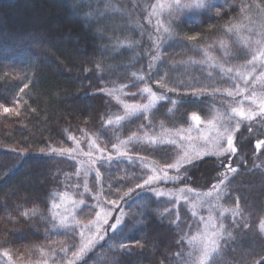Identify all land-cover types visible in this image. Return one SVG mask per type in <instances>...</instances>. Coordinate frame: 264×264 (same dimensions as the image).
Instances as JSON below:
<instances>
[{
    "label": "trees",
    "instance_id": "1",
    "mask_svg": "<svg viewBox=\"0 0 264 264\" xmlns=\"http://www.w3.org/2000/svg\"><path fill=\"white\" fill-rule=\"evenodd\" d=\"M149 2L0 0V103L12 107L14 98L23 97V101L16 105L19 115L6 114L0 109V253L8 251L11 261L16 264H32L47 254L58 256L64 232L59 233L42 217H50L53 193L61 183L63 170L69 165L67 159L51 149L73 148L75 143L68 139L70 134L80 136L93 132L90 135L96 136L98 113L102 117L100 120L110 114H107V109L102 110L101 89L118 85L132 87L136 79L132 73L146 75L150 57L156 54L153 43L156 31L146 18ZM224 2L220 7L226 8V12L218 16L213 17L215 13L212 12L217 11L213 9L207 14L175 21L174 34L186 39L188 35L199 33L198 41L184 43L200 44L196 42L220 32L222 23L228 15L238 13L242 2L248 5L254 2L259 8L264 7V0ZM100 12L104 15H99ZM178 48L182 49L170 44L165 50L179 55L177 58L183 63L187 54L175 52ZM165 54H162L164 63L156 62L153 80L148 81L157 91L161 90L153 81L165 72L170 83L175 78L184 81V85L178 87L186 86L190 78L196 77L197 70L192 67L189 71L186 63L172 61L167 66ZM97 63L103 66L102 71L95 69ZM85 69L91 71L85 72ZM24 84H28V88L21 93ZM166 95L173 100L179 96L181 102L173 108L167 99L159 101L149 113L142 114L149 116L150 128L138 127L148 123L141 115L125 120L121 129L128 133L134 127L142 136L151 130L185 128L190 113L197 112L203 118L206 114L213 115L217 106L220 108L211 94L199 98L181 92H167ZM193 100L196 102H191ZM259 119L249 122L253 127L251 133L245 125L236 133L238 150L232 157V166L238 170L229 174L226 193L221 201L228 209L234 208L239 201L240 215L236 220L240 227L233 226L230 212L224 215L223 223L234 239L228 243L221 242L215 264H257L264 258V234L258 229L259 221L264 219V148L259 151L255 148L256 141L264 139V127L258 123ZM106 135L107 143L110 139ZM132 152L147 162L164 166L171 163L175 149L170 144L158 143L139 149L135 147ZM220 159L211 154L204 156L195 161L194 166H185L188 171L183 179L162 180L153 187H165L171 192L182 188L208 191L217 182L219 174L225 171ZM135 165L122 161H114L111 167L97 164L94 171L99 167L102 174L104 195L101 198L117 199L122 194L116 191L117 187L127 191L129 186L134 187L141 182L135 178L140 176ZM146 175L142 174V177ZM175 175V171L169 169V176ZM121 176L131 179L119 180ZM90 181L92 186L95 184L96 194L99 185L95 172ZM122 202L125 208L131 209L126 211L125 223L142 219L135 213L144 214L143 223L137 228L130 223L125 228L127 230L117 234L115 239L112 238L113 233H109L87 252L79 264L86 261L88 264H176L178 258L174 254L181 251L177 244L181 230L189 231L186 225L195 226L199 220L187 222L191 214L183 206H173L172 202L156 197L147 188L137 189L131 198ZM158 208L161 211H157ZM166 208L171 210L170 214L164 212ZM26 209H36L37 215L25 219L20 213ZM177 211L181 219L179 227L171 223ZM244 224L249 227L243 228ZM200 230H203L202 224ZM135 241H140L143 248L135 247ZM121 242L132 246L130 254L119 249ZM189 251L191 249L185 243L183 252L186 259ZM0 258L9 260L2 255ZM58 261L57 258L52 260L53 263Z\"/></svg>",
    "mask_w": 264,
    "mask_h": 264
},
{
    "label": "snow or ice",
    "instance_id": "2",
    "mask_svg": "<svg viewBox=\"0 0 264 264\" xmlns=\"http://www.w3.org/2000/svg\"><path fill=\"white\" fill-rule=\"evenodd\" d=\"M217 6L212 2V0H156L155 4L149 5L150 11H148V17H146L151 23L152 17H158L163 14H167L168 20L162 21L157 19L155 25V31L160 32L161 29L164 33H167L171 38L174 35L173 23L174 21L181 16H195L203 15L211 12ZM259 7V6H257ZM252 6L247 4H241L240 12L241 15L246 19L251 20V17L247 16V13L251 11ZM264 11V9H261ZM217 15H220V11L217 8ZM99 15H104V12H100ZM187 22V21H186ZM245 27L242 23H233L229 21L225 27V35L232 34L235 32L237 35L240 30ZM251 32V29H248ZM260 36V39L254 41L250 40L248 37H239L241 43L245 45L248 49L246 55H250V59L245 61L244 65L240 67L233 68L231 66L225 67L223 64L214 65L219 67L221 73V79L227 78L232 81V86L229 88L217 87L216 77L213 76L212 72H208L207 75L203 78H195L189 84L184 87H178L184 85V81H176L170 83V77L167 72L164 75H160L158 79H155L153 82L158 86L161 91H154L153 87L148 83V81L153 80L154 73L156 72V62H161V65L164 63L162 55L159 51L161 47L158 38L154 40V47L156 48V54L151 55L149 64L147 66V73L137 76V73H132V76L136 78L133 82V87H137V92H130L128 95L132 97L139 96L146 102H136V103H125L121 101L122 107L124 109L123 115H116L115 118H108L105 123L107 125L120 124L122 121L130 120L134 116H140L141 114H147L152 109H154L159 101L168 100L169 103L173 105V108L181 102L180 97L173 100L169 98L167 92H181L183 95H190L194 98H199L203 95H217L219 94L223 97L232 98V102L227 103L225 110L223 112L217 110L215 115H205L203 118L197 112H192L188 117V127H181L176 129L173 135L177 138L174 139H163L157 138L155 135H149L146 131L143 137V143L148 144L149 146H155L158 143H166L170 145L177 146L181 151L177 152L176 157L173 159L172 163H166L163 167L151 166L145 164L146 168H149L151 174L146 176L135 177L141 182L136 183L133 186H129L127 191H122L121 187H117L116 191L118 193L122 192L117 199H108L107 197L101 201V196L104 195L103 183H102V174L99 170V167L95 169L96 182L99 185V190L96 195L92 198L96 201L95 205L91 206V209L95 211V216L89 218L87 223H82L77 219L74 214H65L64 212L58 211L62 207V204L71 203L72 207L75 209L81 205L89 207L86 204L84 199L73 200L69 196L68 192H63L59 194V203L54 197L51 202V208L49 209L50 217H42L46 223H52L54 228L63 229L64 234L68 235L69 233H76L77 227H79V237L80 244L76 251L71 252V256H68L69 249L67 247H62L60 251L64 253L66 264H77L83 255L94 247L100 240L105 238V235L108 231L113 233V239L116 238L117 234L124 233L125 228L128 225L125 223V219L128 216V213L124 211L123 208H120L119 201H125L126 198H131L132 194L136 192L137 189H145L148 191L154 192L156 197L170 196L171 193H166L164 191H159L153 187L154 184L158 183L161 180H176L183 179L184 174L187 173L188 169L186 165H193L197 160L203 159L204 156L209 154L215 155L220 159L221 166L225 169L224 172L219 174L218 180L216 183L212 184L210 190L205 193H197V199L203 197L204 199L214 198L219 201L222 198V195L226 193L227 182L229 181V174L236 173L237 168L232 166V157L237 153L236 133L239 132L242 125H245L248 131L251 133L253 127L251 125L252 121H255L259 117L258 123L261 127H264V95L257 98V92L255 88H252L249 92V88L256 83L264 85V25L261 26V31L257 33ZM199 33L188 35L186 37L187 41H198ZM151 38V36H150ZM221 48H225V42L223 40L218 41ZM255 44L256 47H252V44ZM131 46V45H129ZM227 54V53H226ZM211 59V58H209ZM213 65H209L212 67ZM95 69L99 72L103 70V66L99 63L94 65ZM260 68L261 71L257 73V69ZM247 69V70H242ZM85 72L91 71V69H85ZM142 71V70H138ZM237 81H242L241 83ZM143 82V87H138V84ZM127 85H122L120 89L105 90L101 89L102 92H105L108 96H113L116 91H122L123 88ZM28 88V84H24L23 88L20 89V92L23 93L24 89ZM209 89L211 91L209 92ZM245 93H249L245 95ZM236 97H242V99L237 100ZM250 101L251 104L256 105L255 109L244 106V101ZM23 101V97L14 98L12 100V107L5 106L4 103H0V109L4 113H19L16 110V105ZM193 103L196 100L191 101ZM26 103V101H25ZM34 111V109H33ZM173 111V109H169ZM142 119L147 121V124H141L138 127L140 129L150 128L151 120L148 115H142ZM163 127V125H161ZM168 134V130H164ZM193 131L196 132V135L193 136ZM264 134V133H262ZM69 140H72L75 143V148H61V149H51L53 153H56L59 156L67 157L68 159H75L74 153H80L79 141L76 140L74 136H69ZM201 141L200 144H197L196 141ZM140 142L141 138L137 136L136 133H133L128 140L119 141V145L114 144L113 148L116 151V156L112 154H105L104 149H101L96 141H91L89 143L90 151L85 153L90 158L91 165L95 166L99 164L101 167L108 166L111 167L114 161H119L121 158H128V153L121 150L122 146L127 145L130 142ZM209 145H211V150H209ZM95 149L99 155L96 158H92L91 149ZM257 151L264 148V139H258L255 144ZM143 159V158H141ZM227 160V163H225ZM172 169L175 171V176H169L168 170ZM91 169H89L90 171ZM183 170V171H182ZM79 175V170L75 173ZM87 175V172L85 173ZM131 179V177L121 176L118 179ZM73 187L79 188L80 185H73ZM84 192L90 193L92 190L88 187L87 182L83 185ZM111 188V185H109ZM184 194L183 198L185 201H188L189 197L187 193H192L194 190L191 188H182L179 190ZM83 196V193H81ZM110 206V207H108ZM221 208L219 217H213L210 214L207 218L203 215H199L196 210V205L193 204L191 208L192 217H198L199 224L192 225L188 224L186 227L189 231L185 232L181 230L177 244L180 246L181 251L176 252L174 255L178 258L176 264H215V257L219 255L220 249L222 247L221 242L228 243L234 239L232 232L225 226L223 223L224 214L230 212L232 214V224L234 227H240L237 223L236 217L240 215L239 201L232 209ZM98 209V210H95ZM119 209V214L116 216L112 215L113 210ZM170 209H165L164 212L170 214ZM25 219H31L37 215L36 209H26L20 213ZM134 215H140L142 219L137 220V224L143 223L144 214L135 213ZM109 220H112L109 223ZM218 221V222H217ZM58 222V223H57ZM181 222L179 212L177 211L176 217L172 224L179 227ZM203 225V230H200V225ZM101 225H107V228L104 229ZM135 225H133L134 227ZM195 227V231L193 228ZM248 224H244L243 228H248ZM258 229L261 234H264V219H261L258 223ZM187 244L191 251L187 254V259L185 258L183 247L184 244ZM135 247L143 248V244L140 241H135ZM119 249L130 254L131 245L119 243ZM43 253V249H41ZM195 253V255H194ZM0 255L9 257L8 264H12L11 256L8 251H3ZM257 264H264V258L261 261H257Z\"/></svg>",
    "mask_w": 264,
    "mask_h": 264
},
{
    "label": "rangeland",
    "instance_id": "3",
    "mask_svg": "<svg viewBox=\"0 0 264 264\" xmlns=\"http://www.w3.org/2000/svg\"><path fill=\"white\" fill-rule=\"evenodd\" d=\"M216 1L217 0H212V2L214 4H216V6L218 5V7L223 6L222 3H225L224 0H218V3H215ZM155 3H156V0H150L149 5L155 4ZM242 3H245V2H242ZM241 4L238 6V10H237L238 13L237 14H235L234 16L228 15L227 19H225V21L222 23V26H221L222 30L220 32H218L214 36L212 35L209 38H206V39L200 40L199 42H196V43H200V44H194V43L185 44L184 42H188L187 39L180 37L178 33H176V35L174 34L170 38L169 35L167 33H164L162 29L160 32H156V35L154 37L156 40L158 38V41L161 45V47L159 48L161 55L165 54V52H166L165 56L167 57L166 58L167 66H170L172 61H173V63L176 62L178 64L186 63V67L189 69V71L192 70V67H193V69L197 70V74H195V76H196L195 78L202 79L210 71V72H212L213 76L216 77L217 87H220L221 89L231 87L233 82L228 80L227 78H224L222 80L219 67H215L214 65L223 64L225 67L231 66L233 68L240 67L241 65H244L245 61L247 59H250L251 57H250V55H246L248 49L245 47V45H243L241 43L238 36L239 37H248L252 41H254L256 39H260L261 37L258 36L257 33H259L261 31V26L264 25V11H261V9H264V7L260 6V8L259 7L255 8L258 5H256V3H254V2L249 4L252 6L251 11L247 13V16L251 17V20H249V19H246L244 16L241 15V12H240ZM245 4L248 5L247 2ZM149 5H148V11H150ZM217 8H214V9L217 10ZM220 9H221V7H220ZM225 9L226 8L221 9L220 14L225 13L226 12ZM212 13H215V14H213V17L218 16L216 14V11L215 12L213 11ZM189 18H190V16H181V17L177 18L175 21L181 20V19H183V20L189 19ZM157 19H160V20L166 22L168 20V16L165 13V14L160 15L158 17H152L151 23L154 25V28H155ZM229 21H232L233 23H242L243 25H245V27H243L240 30L238 35L235 32H233L232 34L225 35V27ZM249 28L251 29V32H249V30H248ZM173 31H174V29H173ZM220 40H223L225 42V45H226L225 48L220 47V45L218 43V41H220ZM170 44L178 45V46L182 47V49L178 48L180 51L178 49H176L178 51L175 50V52H180L181 53L180 55H182V53L187 54V55L184 54L186 56V58L184 59L183 63H181L179 61V59L177 58L179 55H176V56L172 55L173 51L165 50V48ZM185 45H187V47H184ZM252 47H256V45L253 43ZM209 58H211V59H209ZM209 65H213V66L209 67ZM242 70H247V69H242ZM259 71H261L260 68L257 69V73ZM195 78H190L188 83L191 82L192 80H194ZM176 81H181V80H179L177 78L171 79V82H176ZM237 82L241 83V85L243 86L242 81H237ZM121 86L122 85H118V86H114V87H107V88H105V90H112L114 88L120 89ZM143 86H144L143 82H140L138 84V87H143ZM151 86L153 87V85H151ZM252 88H255V91L257 92V98L264 95V85H262L260 83H256L255 85L250 86L249 92H251ZM153 90L157 91L154 87H153ZM210 91H211V89H209V92ZM130 92H137V87H133V86L129 87L127 85V87L123 88L122 91H116L113 96H108L105 94V92H103V95H101V97H102L101 102L103 103L102 110L107 109L108 110L107 114L109 112H110V114L107 115V118L105 116L102 120H100L101 114L98 113L97 121L99 122V124H98V128H96V132L94 133L96 136L90 135L93 132H91V133L87 132L84 134H80V136H74L76 138V140L79 141L80 149L82 150V152H80V153H74L73 154L75 156V159H68L67 157H63V158L68 160L69 166L67 165L68 169L63 170L62 177H61V183L56 186L58 188L56 189V192L53 193L52 197L54 198L56 196L57 202L59 203L60 202L59 198H58L59 194L63 193V192H68L69 196L73 200H79L81 198L84 199L86 201V204L89 207H85V206L81 205V206L74 209L72 207L71 203H67V204H62V207L60 209H58V211L64 212L65 214L71 213V214L76 215L77 219L80 220L82 223H87L89 218H93L95 216V211L91 209V206L95 205V203H96V201L93 200V198H92L94 195H96L94 192L95 184H94V186H92L90 178L92 177V175H94V172H95L94 167H96L97 164L95 166L91 165L90 158L88 155H85V153H88L90 151L89 143L94 140V141H96V143L98 144V146L101 149H104V153L106 155L110 153L115 157L116 151L113 148V145L114 144L119 145V141L128 140V138L131 137L133 135V133H136V130L134 129V127L130 128L128 133L125 132L123 128L121 129V125L125 121H122L120 124L114 123L112 125H107L105 123V121L110 117L114 119L116 115H123L124 114V109L122 107L121 101H123L125 103H136V102L143 103V102H146L145 100H143L139 96V94L136 97H132V96L128 95V93H130ZM247 94H249V93H245V95H247ZM211 96L213 97V99L215 101H217V103L220 104L219 105L220 108H218V106H217L213 115H215L217 110L223 112L225 110L226 104L232 102V98H230V97H223L222 98L219 94H217L215 96L214 95H211ZM236 99L240 100V99H242V97H236ZM244 106L246 108L251 107L253 109H255L257 107L256 105L251 104L250 101H247V100L244 101ZM140 116H134V117H140ZM187 127H185V128H187ZM165 129L168 130V134L165 133V131H164ZM175 130L176 129L163 128V129H158L157 131L151 130V131H147V132L150 136L155 135L158 139L159 138L174 139V138H177L173 135ZM106 133L109 135V139H110V141H108L107 143H106V139H107ZM70 135L72 136L74 134H70ZM70 135H68V137ZM195 135H196V132L193 131V136H195ZM137 136H139V135L137 134ZM139 137L141 139H143L144 135L139 136ZM70 141L72 143H74L72 140H70ZM196 143L200 144L201 141L197 140ZM65 144L67 145V143H65ZM142 144H143L142 141H140V142L133 141V142L128 143L125 146H122L121 150L127 152L128 157H130L131 159L121 158L119 160L122 162H130L131 165L136 164L135 168L137 169L138 173L140 174V177H142V174H149L150 173L149 168H146L145 164L149 165V167L155 166V165L157 167H163V166H160L157 164L154 165L151 162H147V161L141 159L139 156H137L134 152H132L135 149V147L139 149L145 145H148L145 143L143 145ZM72 146H73V148H75L76 145H72ZM172 146L175 149V154L173 155V159H174L177 155V152L181 151V149L177 146H174V145H172ZM208 147H209V150H211V145H209ZM63 148H69V146H66ZM91 154H92V158H96L99 155V153L94 148L91 149ZM173 159L171 160V163L173 162ZM62 161H63V159H62ZM89 169H91V170L89 171ZM77 170H79L78 176L75 175ZM86 172H87V175H85ZM168 173H169V170H168ZM85 182H87L88 187L92 190L90 193L84 192L83 185ZM77 184L80 185L79 188L73 187V185H77ZM156 189L159 191H164L166 193H171L170 196L166 195V196H163L162 198L167 200L168 203L172 202L173 206L174 205L177 207L179 205L183 206L190 214H191L192 205L195 204L198 214L203 215L206 220L210 214V211H211V215L213 217H219V214L221 211V208L219 206H222L223 208H227V206L224 205L223 202L221 201L222 199H220L219 201L215 200L214 198L204 199L203 197L197 199V196H196L197 193H205L207 191H193L192 193H187L189 199H188V201H185L183 198L184 194H182L180 191L175 190L174 192H171L170 189L165 188V187H156ZM81 193H83V196H80ZM103 200L104 199L101 198V201H103ZM119 205H120V208H123L125 212L126 211L128 212L131 210V209L125 208V203H123L122 201H119ZM108 207H110V206H108ZM95 210H98V209H95ZM156 210L161 211V210H159V208ZM118 214H119V209L113 210V212H112L113 216H116ZM228 214H229V212H226L224 215H228ZM196 219L199 220L198 217L194 218V217H192V215H190V216L188 215V219H186V220H187V222L191 223L193 221L195 222ZM136 221L127 222V225H130V223H133V224H135V228H137L138 224L136 223ZM111 222H112V220H109V223H111ZM101 227L106 229L107 225H101ZM57 229H58L57 231L59 233L64 232L63 229H59V228H57ZM126 230H124V231H126ZM78 233H79V227H77L76 233H74V234L69 233L68 235H65V234L63 235L64 239H63V242L60 243V245H61L60 249L62 247H67L69 249V252H68L69 257L71 256V252L76 251L79 244H80V237H79ZM109 233H112V232L108 231L107 234L105 235V237L109 236L110 235ZM124 241H126V240H124ZM126 243H130V241L127 240ZM60 249L58 250V256H56L54 254H51V255L47 254V255L41 257L38 262H35L32 264H66L64 253L62 251H60ZM87 252L83 255L81 260H79L77 262V264H79L82 260H84V256L87 254ZM56 258L59 259V261L56 263H53L52 260H54ZM88 263L89 262L86 261L84 264H88ZM0 264H8V261H3V259L0 258ZM12 264H16V263L14 261H12Z\"/></svg>",
    "mask_w": 264,
    "mask_h": 264
}]
</instances>
